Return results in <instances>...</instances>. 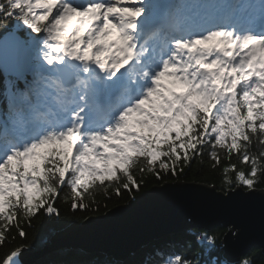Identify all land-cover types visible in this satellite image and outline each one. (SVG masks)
Returning a JSON list of instances; mask_svg holds the SVG:
<instances>
[{
    "label": "snow or ice",
    "instance_id": "6c2138e0",
    "mask_svg": "<svg viewBox=\"0 0 264 264\" xmlns=\"http://www.w3.org/2000/svg\"><path fill=\"white\" fill-rule=\"evenodd\" d=\"M157 7L153 0H0V45L29 53L12 59L13 97L30 89L35 62L69 94L39 127L0 118V246L13 229L26 238L22 221L58 214L61 195L86 210L94 187L120 194L139 188L134 172L179 176L205 155L213 169L223 165L228 188L254 193L264 185V0L258 15L182 20L153 45ZM201 239L211 245L216 237ZM22 251L3 264H22ZM214 254L198 264H219ZM171 255L166 264H193ZM236 264H264V251Z\"/></svg>",
    "mask_w": 264,
    "mask_h": 264
},
{
    "label": "water",
    "instance_id": "95a60500",
    "mask_svg": "<svg viewBox=\"0 0 264 264\" xmlns=\"http://www.w3.org/2000/svg\"><path fill=\"white\" fill-rule=\"evenodd\" d=\"M28 55L0 45V71L15 77L13 57ZM218 225L228 228L222 239L228 261L240 259L253 247L264 251V189L250 193L236 186L223 191L200 182L165 181L104 214L71 223L41 249L21 247L19 259L22 264H34L49 251L66 247L100 251L123 260L165 235L193 227L211 230Z\"/></svg>",
    "mask_w": 264,
    "mask_h": 264
},
{
    "label": "trees",
    "instance_id": "16d2710c",
    "mask_svg": "<svg viewBox=\"0 0 264 264\" xmlns=\"http://www.w3.org/2000/svg\"><path fill=\"white\" fill-rule=\"evenodd\" d=\"M204 1L209 2L210 0ZM181 4L182 0H172L169 9L170 14H174L181 7ZM38 73V71L30 72L28 74V80L31 83L30 89L26 90L23 95L13 97L12 81L15 77L4 75L0 71V118L8 117L12 119L16 118L19 113L28 114L25 106L31 101V95L35 92L32 88V82L35 78L34 74L37 75ZM5 108L8 111H4ZM232 162H237L235 155L232 157ZM211 163L205 155L202 159H196L190 166H185L184 174L177 176L162 173L163 178H157L148 173L141 175L138 171L134 172L133 174L140 181L139 188L133 186L130 190H122L120 194H115L114 186L109 187L107 192L103 188L94 187L90 189V191L95 192L94 200L90 201L86 194L84 203L90 204L86 210L82 208L73 209L70 206L71 199L65 201L61 195L55 202L58 214H38L30 221H22L27 233L26 238L19 237L16 230L13 229L7 242L0 246V264L3 263L5 256L15 250L16 247L41 249L50 243L52 236L57 231L66 228L71 223L83 222L90 215L104 214L110 208L136 198L155 184L182 180L205 183L215 186L218 190L227 191L230 188L224 184L223 165L213 169ZM231 175L234 179L235 174L232 173ZM107 183L106 181L105 184L107 185ZM257 188L264 189V185ZM65 191H68V189H65ZM227 230L228 228L222 225H218L211 230L194 227L186 228L150 242L123 260H117L100 251H85L80 248L63 247L49 251L37 259L34 264H166L168 259L173 258L171 255L173 252L185 255L193 264H198L200 260L208 257L210 249L215 250V254L210 257L211 260L219 261V264H236L237 260L228 261L223 256L222 239ZM202 236H215V243L210 245L207 239H201ZM261 251V248L253 247L238 260L258 255Z\"/></svg>",
    "mask_w": 264,
    "mask_h": 264
},
{
    "label": "rangeland",
    "instance_id": "374dc122",
    "mask_svg": "<svg viewBox=\"0 0 264 264\" xmlns=\"http://www.w3.org/2000/svg\"><path fill=\"white\" fill-rule=\"evenodd\" d=\"M156 1L158 6L156 10L157 27V24L160 21L159 19L167 18L166 5L167 1L170 2V0ZM261 3L262 0H241L239 5L232 6L231 0H214L211 1L210 6H208L203 0H184L181 9L173 15V27L175 30L182 20L193 18L199 19L209 15H228L232 13H243L245 11L258 14L261 8ZM164 34L165 33L160 31L157 36L151 37V39L146 36L145 39H149V43L154 45ZM141 42L143 43V40ZM41 63L42 62H36L34 64L39 73L37 75L34 74L35 78L32 82V88L35 93L32 97L33 106L29 108L30 118H27V116H24V114L21 113L15 118L21 125L29 124L30 126L39 127L46 121L55 119L69 99V94L62 92L52 81L50 74L42 70ZM43 67L48 68L50 66L44 64ZM73 83L75 82L73 81Z\"/></svg>",
    "mask_w": 264,
    "mask_h": 264
},
{
    "label": "bare ground",
    "instance_id": "6f19581e",
    "mask_svg": "<svg viewBox=\"0 0 264 264\" xmlns=\"http://www.w3.org/2000/svg\"><path fill=\"white\" fill-rule=\"evenodd\" d=\"M32 106H33V99H32V105H31V107H32ZM31 107H30V108H31Z\"/></svg>",
    "mask_w": 264,
    "mask_h": 264
}]
</instances>
